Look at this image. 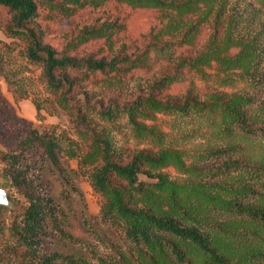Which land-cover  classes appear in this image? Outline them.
<instances>
[{"label": "rangeland", "instance_id": "374dc122", "mask_svg": "<svg viewBox=\"0 0 264 264\" xmlns=\"http://www.w3.org/2000/svg\"><path fill=\"white\" fill-rule=\"evenodd\" d=\"M38 2L36 22L44 30L45 43L62 49L74 37L95 31L73 55L121 59L113 69L92 73L85 89L91 104L100 107L102 101L113 109L109 116L95 107L91 115L118 153L128 156L148 148L171 155L168 165L155 170L153 177L144 175L145 180L157 181L162 174L182 187V196L194 199L204 194L230 198L233 190L249 184L254 191L246 202L264 208V135L245 133L235 124L229 127L223 108L213 102L217 95L264 101V52L248 43L264 20V0L202 3L182 12L118 0ZM251 9L260 17L253 18ZM10 18L0 5V105L16 117L5 121L0 116V135L17 130L53 138L59 165L43 149L0 142V187L12 202L0 212V252L6 255L1 264H39L41 256L54 253L83 255L88 264H141L130 250L124 224L105 214V198L94 187L92 166H82L69 155L71 149L81 148L82 139L59 97L46 85L43 67L28 57L25 40L7 33ZM165 78L166 95L191 92L207 105L187 113L137 114L133 119L126 103ZM78 98L88 102L85 93ZM253 114V126L264 129V111ZM18 170L29 179L23 185L12 181L11 172ZM31 186L54 206V213L48 212L42 229L28 238L24 212L31 204ZM233 224L224 241L236 256L264 253V229L258 222L244 216ZM31 238L40 242L37 249L28 244ZM188 253L194 264H207L197 250ZM256 259L253 263L264 264V255Z\"/></svg>", "mask_w": 264, "mask_h": 264}, {"label": "trees", "instance_id": "16d2710c", "mask_svg": "<svg viewBox=\"0 0 264 264\" xmlns=\"http://www.w3.org/2000/svg\"><path fill=\"white\" fill-rule=\"evenodd\" d=\"M38 1L0 0V5L11 14L6 31L11 36L23 38L28 57L43 67L46 85L59 97L61 105L71 118L73 128L83 142L78 151L71 149L68 153L71 157L78 158L82 166H92L94 187L105 198V214L124 224L133 256H137L141 264H194L188 255L189 249L192 248L205 256L204 262L207 264H255L253 261L257 262L256 258H260L264 253L253 252L251 255L236 256L230 242L224 241L225 235H231L228 225H234L240 217L248 216L264 229V208H257L245 200L254 191L252 186L247 184L237 191L233 190L234 194L230 198L204 194L201 198L194 199L191 196H182V187L172 183L162 174L158 175L157 181L145 180L144 175L153 177L155 170L168 165L172 159L171 155L165 151L148 148L128 156L118 153L108 134L100 130L92 120L91 112L98 105L90 103V96L85 89V79L92 73L113 69L121 59L108 61L94 56L73 55L79 45L94 37L95 31L90 32L92 36L81 34L74 37L62 49L45 43L44 30L36 22L39 14ZM118 1L135 7L166 6L182 12L193 10L202 3L212 5L219 2L222 6L227 0ZM249 13L253 18L260 17L256 10L251 9ZM248 43L257 49L256 52H264V20ZM139 59L140 57H137L132 61L135 63ZM72 71L82 73L72 76ZM167 79L156 81L150 85L147 93H140L133 101L126 103L124 108L133 119H136L137 114L164 111L187 113L207 105L191 92L185 96L166 95ZM262 80L264 81V76ZM79 93H85L88 102L79 99ZM213 102L223 108L229 127L235 124L245 133L264 135L263 128L253 126V113L257 109L264 111V101L257 103L251 96L228 98L217 95ZM97 108L102 114L114 115L113 109L105 106L102 101L101 106ZM0 116L5 121L16 119L6 105H0ZM0 142L14 148L43 149L46 155L59 165L57 143L51 137L13 130L0 135ZM2 153L5 157L16 158L15 154ZM11 173L12 181L17 185H23L29 180L23 170ZM261 176L264 179V172L260 173ZM28 196L31 204L24 212V229L29 238L42 229L47 213L51 216L54 213V206L41 197L32 186ZM4 209L5 207L1 206L0 212ZM37 239L40 240V237ZM36 240L31 238L28 241L32 249L40 246V242ZM5 259L4 252H0V264L1 260ZM39 264L88 263L83 255L54 253L41 256Z\"/></svg>", "mask_w": 264, "mask_h": 264}, {"label": "water", "instance_id": "95a60500", "mask_svg": "<svg viewBox=\"0 0 264 264\" xmlns=\"http://www.w3.org/2000/svg\"><path fill=\"white\" fill-rule=\"evenodd\" d=\"M1 206H12V202L9 198L8 191L5 188L0 187V207Z\"/></svg>", "mask_w": 264, "mask_h": 264}]
</instances>
